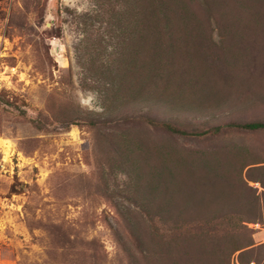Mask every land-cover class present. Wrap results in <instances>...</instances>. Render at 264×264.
<instances>
[{"label":"trees","instance_id":"trees-1","mask_svg":"<svg viewBox=\"0 0 264 264\" xmlns=\"http://www.w3.org/2000/svg\"><path fill=\"white\" fill-rule=\"evenodd\" d=\"M211 21L221 45L211 40ZM84 23L103 32L84 36L80 62L89 58L107 101L141 106L115 123L111 113L122 108L90 111L87 122L98 130L95 191L106 189L113 208L106 224L127 264H264V243H255L249 225L263 223L264 190L248 184L264 189V165H256L264 161H249L252 146L228 137L264 132V120L205 127L196 116L180 124L144 106L157 99L159 84L173 92L185 79L198 85L200 104L264 102V0H97ZM252 48L258 56L248 55ZM173 69L181 71L169 75ZM30 121L43 127L40 118ZM116 169L126 175L122 189ZM57 233L72 247L78 239L69 230ZM100 247L96 238L87 242L93 264H105Z\"/></svg>","mask_w":264,"mask_h":264},{"label":"rangeland","instance_id":"rangeland-1","mask_svg":"<svg viewBox=\"0 0 264 264\" xmlns=\"http://www.w3.org/2000/svg\"><path fill=\"white\" fill-rule=\"evenodd\" d=\"M96 6L97 0H0V264H93L87 249L93 238L102 245L98 260L127 264L106 224L113 213L106 189L101 185L95 191L94 184H100L94 147L98 130L87 122L90 111L122 108L111 113L115 123L141 106L107 101L104 81H95L89 58L85 64L79 60L84 36L103 32L97 23H84ZM210 28L211 40L221 45L216 23L211 21ZM250 50L248 55L258 56L255 48ZM185 80L173 92L164 93L159 84L157 99L144 106L157 118L180 124L196 116L205 127L264 120L262 100L200 104L198 85ZM67 115L74 117L73 123L66 121ZM33 118L41 119V129L31 123ZM228 137L252 146L256 153L249 161H264V132ZM119 170L116 187L122 189L127 180ZM248 184L257 193L264 190L258 182ZM232 206L227 207L230 212ZM249 225L255 243H264V214L263 223ZM59 230H69L84 245L78 239L73 247L56 240Z\"/></svg>","mask_w":264,"mask_h":264}]
</instances>
